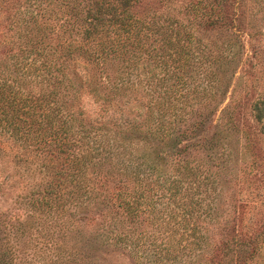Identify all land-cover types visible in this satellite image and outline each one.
<instances>
[{"label": "trees", "instance_id": "16d2710c", "mask_svg": "<svg viewBox=\"0 0 264 264\" xmlns=\"http://www.w3.org/2000/svg\"><path fill=\"white\" fill-rule=\"evenodd\" d=\"M58 1L0 0V187L19 191L17 222L58 210L68 228L97 222L94 238L133 264H260L259 235L215 242L203 230L231 223L229 144L235 133L244 149L249 140L238 104L216 100L235 45L201 36L241 23L246 0L183 10L160 0V12L144 0ZM247 6L253 29L264 0ZM250 111L264 136V100ZM239 221L264 228V216Z\"/></svg>", "mask_w": 264, "mask_h": 264}, {"label": "rangeland", "instance_id": "374dc122", "mask_svg": "<svg viewBox=\"0 0 264 264\" xmlns=\"http://www.w3.org/2000/svg\"><path fill=\"white\" fill-rule=\"evenodd\" d=\"M190 1L197 0H178V6H182L183 10ZM59 3L61 4V0L55 4ZM247 4L248 0L243 3L246 8L240 9L246 17L241 23L237 18L227 30L202 31L201 36L235 45L238 57L220 75L224 82L221 90L227 94L216 97V100H224L221 109L228 103L238 104V124L245 130L249 140L248 149H244L246 143L244 138L241 139L243 135L240 133H235L230 141L231 173L226 176V200L230 203L228 212L233 218L218 236L213 234L215 228H203L207 236L215 237V242H222L224 238L238 234H243L244 240L257 234L258 242H264V228H238L241 218L247 224L249 219L258 220L264 216V136L253 123L250 111L254 102L264 100V20L262 14H259L258 22L252 29L248 25ZM143 5L157 12L162 10L160 0H144ZM230 6L233 7V3ZM236 15L239 17L238 12ZM220 110L213 119L209 117L210 122L199 138L201 142L204 143L203 140H208L213 134L217 118L222 116ZM18 194L19 191L13 187H0V252L4 255L0 264H61L69 252H75L79 261L89 255L95 264H133L127 252L101 246L99 239L94 238L101 232L97 228V222L85 224L84 228H68L70 216L58 210L52 215L37 214L27 225L19 224L17 221L21 220L26 207L19 203L21 198ZM210 243L212 244L211 239ZM262 246L260 264H264V244Z\"/></svg>", "mask_w": 264, "mask_h": 264}]
</instances>
